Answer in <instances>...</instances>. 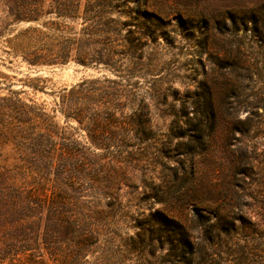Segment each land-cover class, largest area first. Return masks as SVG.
Wrapping results in <instances>:
<instances>
[{
    "label": "rangeland",
    "instance_id": "rangeland-1",
    "mask_svg": "<svg viewBox=\"0 0 264 264\" xmlns=\"http://www.w3.org/2000/svg\"><path fill=\"white\" fill-rule=\"evenodd\" d=\"M50 5L41 21L14 23L0 39V104L38 125H25L5 153L60 179L90 230V264H197L206 237L216 264H264V0L127 2L124 33L141 47L132 78L103 64L32 65L15 56L7 41L30 26L42 30L45 47L80 32V22L47 14ZM4 18L0 7V29ZM209 99L212 131L199 123ZM95 118L104 125L99 139ZM120 147L121 157L109 153ZM75 156L90 165V184L70 188ZM95 171L106 180L94 183ZM107 187L116 198L103 194ZM161 214L187 228L194 257L173 248L154 220ZM217 214L232 229L227 236L206 233Z\"/></svg>",
    "mask_w": 264,
    "mask_h": 264
},
{
    "label": "trees",
    "instance_id": "trees-1",
    "mask_svg": "<svg viewBox=\"0 0 264 264\" xmlns=\"http://www.w3.org/2000/svg\"><path fill=\"white\" fill-rule=\"evenodd\" d=\"M130 1L51 0L47 14L55 15L57 20L70 19L82 25L80 32L75 33L71 41L45 47L42 44V30L30 26L7 42L15 56H22L32 65L75 60L84 65L103 64L117 73L128 72V78H132L141 59V47L138 37L132 31L124 33L129 25L128 20L124 19L125 7ZM0 7L5 12L2 22L4 28L0 29L1 39L14 23L41 21L45 0H0ZM53 24L61 32L59 21ZM126 63L127 69L123 71L122 67ZM84 83L80 87L89 89ZM209 100L201 112L203 117L199 123H209L212 131L217 120V110L213 101ZM18 102L20 100L16 99L13 103ZM115 121L112 114L106 118L108 125ZM25 125L31 127L36 123L15 106L0 104V264H90L87 259L90 252V230L79 225L80 216L74 209L76 203L67 194L60 179H49L33 170L26 159H16L5 153L12 138L24 135ZM103 126L99 118L92 119L91 132L94 138L99 139L98 133ZM210 135L209 132L206 137ZM125 148L120 147L109 153L121 157L126 152ZM74 159L77 175L69 177L68 186L73 188L81 181L90 184V165L76 156ZM62 160L66 163L69 159L63 156ZM91 179L94 183L106 180V174L95 171ZM103 194L116 198L111 187H107ZM217 216V225L211 226L206 233L216 232V237L220 234L227 236L232 229L224 227L222 215ZM154 220L170 233V243L174 249L182 248L183 253L192 257L196 255V244L182 223L164 214ZM205 239L208 241L205 247L207 256L197 264H216L210 253V237Z\"/></svg>",
    "mask_w": 264,
    "mask_h": 264
}]
</instances>
